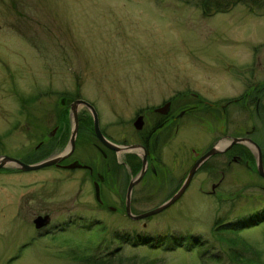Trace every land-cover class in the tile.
<instances>
[{
    "label": "rangeland",
    "instance_id": "374dc122",
    "mask_svg": "<svg viewBox=\"0 0 264 264\" xmlns=\"http://www.w3.org/2000/svg\"><path fill=\"white\" fill-rule=\"evenodd\" d=\"M191 2L0 0V151L32 149L44 130L68 112V120L61 119L67 130L71 114L67 106L59 112L65 109L59 100L89 102L100 127L121 139L132 138L131 114L141 105L182 91L195 92L199 99L227 100L239 95L246 82L249 90L252 83H263L264 15L254 16L235 3L227 12L203 17ZM252 109L243 119L248 130L258 127ZM16 122L22 126L14 127ZM201 123L190 125L184 137L171 138L161 149L162 163L175 179L183 153L189 165L220 137ZM262 130L250 136L261 153ZM82 141L77 140L73 156L86 162L84 155L95 150L91 141ZM58 146L59 151L65 149L66 140ZM244 149L250 155H239L255 168L257 154L251 146ZM223 160L220 156L208 161L217 166ZM241 165L231 163L214 188L211 182L219 176L198 171L176 201L140 220L123 212L124 184L121 200H108L104 194V206L114 210L99 207L83 169L0 173V264H83L80 256H108L111 261L103 264H230L218 249L226 244L209 236L213 219L227 222L264 208V178ZM140 183L133 187V214L166 198V192L150 191L145 180ZM144 189L151 196L142 194ZM37 214H47L48 224L35 228L32 219ZM263 232L262 222L238 230L240 240L257 244L264 260ZM141 234L148 237L144 244L136 239ZM198 234L207 244L205 253L204 246L197 251L192 243L174 246L173 241Z\"/></svg>",
    "mask_w": 264,
    "mask_h": 264
},
{
    "label": "flooded vegetation",
    "instance_id": "af4514ba",
    "mask_svg": "<svg viewBox=\"0 0 264 264\" xmlns=\"http://www.w3.org/2000/svg\"><path fill=\"white\" fill-rule=\"evenodd\" d=\"M250 88L251 90H249L246 82L245 89L242 90L239 95L230 97L227 100L199 99L195 92L182 91L178 92L174 98L170 97L165 100H160L153 105H141V107L137 108L133 114H131L132 118L129 127V132L132 136V138L130 137L131 139L124 137L121 139L112 138L100 127L98 121L99 131L103 138L108 144L117 147V150L98 141L92 129V114L86 107L80 106L83 109H78L77 113V128L74 135L73 150L67 157L58 161L57 164L48 167H53L59 170H72L74 168L68 169L64 166L73 161L85 165L86 167L76 168L85 171L87 176L91 179L92 187L95 182L98 184L97 201L99 202L95 201L100 207L104 206L106 198H109L108 200H121L122 189L120 186L124 184V191L122 194L124 199V212L127 185L131 179H134L141 169L143 152L144 171L140 179L131 186L129 206L132 203L133 187L136 184H141L140 182L144 180L150 184V191L155 188L153 191L157 192V190H160V194L166 192V198L164 199L166 200L184 182L189 168L198 157L191 161L189 165L187 164L185 166L186 159L182 149L180 152L183 153V164L181 163V168L179 170L180 175L178 174L179 177L175 179L174 175L171 174V170L167 169L164 163H162L161 157L163 151L161 149L168 144L171 138L177 136L184 137L182 134L190 125L197 124L202 126L201 122H203L204 127L208 128V125V129L215 134L216 132H219L218 135L220 137H214L211 144L201 154H204L212 147L218 149V152L205 158L202 163H200L191 176L186 188L191 185L194 176L201 170L207 172L210 177L212 174H217V176H219L215 182H211L214 188L223 180L225 174L230 170L231 163L242 164L247 170L252 167L246 157L239 155L243 154V152L246 153V150L244 149L246 145L240 142L231 143L233 138H247L255 142L254 138H251L250 136L255 130H260L261 127L263 129L262 132L264 133V82L261 84L254 82L251 84ZM72 101L74 100H71V102ZM59 103L65 108L67 106L69 109L70 103L67 104L65 100H59ZM250 106L253 108L254 118L258 122V127L255 128V125H251L248 130L243 123V119L248 117ZM66 118H68V112ZM97 118L99 120L98 115ZM234 118H238V120L235 121ZM81 122L82 127H80ZM16 124H14V127H18V125L20 127L22 126L18 122H16ZM70 130L71 124L66 130V122L63 125L60 121L56 120L50 128L44 130L40 138L33 144L32 149L26 151L23 150L21 153H12L8 150L3 152L2 149L0 151V158L6 156L22 163L29 164L39 159L55 155L60 152L57 150L59 149L57 143L61 141L63 133H66L65 140L67 143ZM6 134H9V132H6ZM79 138L85 143L91 141L90 146L95 150L94 154L86 153L84 155L86 159H89L86 162H82L73 156ZM85 143L82 144V147ZM132 144L139 147L141 151L136 154L135 148L130 150L126 148L127 145ZM179 146L180 148H183V145ZM19 149L21 148H18L17 150L19 151ZM234 152L237 154H234ZM43 153L45 154L42 156ZM220 156L225 159V161L223 160L224 163L221 165L216 166V164L213 165L208 161ZM23 172L29 171L20 170L16 163L9 159H5L2 166H0V173H10L11 175H14ZM145 177L146 179H144ZM104 194L110 196H106L105 198ZM142 194L151 196V192L148 193L145 189ZM104 207L108 210L115 209L110 205ZM142 224L144 225V223Z\"/></svg>",
    "mask_w": 264,
    "mask_h": 264
},
{
    "label": "trees",
    "instance_id": "16d2710c",
    "mask_svg": "<svg viewBox=\"0 0 264 264\" xmlns=\"http://www.w3.org/2000/svg\"><path fill=\"white\" fill-rule=\"evenodd\" d=\"M182 2H186V3L191 2V4L193 3V5L199 8L200 13L203 17L211 16L214 13L227 12L234 7L235 3L243 4L247 12L254 16L264 15V0H182ZM19 100H22L20 96H19ZM65 110L66 108L65 109L63 107L59 108L60 113L65 112ZM61 119L63 121H66L67 118L63 116L61 117ZM62 124L64 125L65 122H62ZM63 140H65V133H63L61 141L58 142L57 145L61 144ZM44 154L45 153H43L42 156ZM246 154L250 155L248 151H246ZM252 170H254V168H252ZM261 222L264 224V208L237 214L227 222H222L221 218L216 217L212 221L213 226L209 231L210 232L209 236H211L214 241L216 239L219 244L222 243L221 245L226 244L225 248H218V249L221 251V253L223 252L226 255L230 264H264V260L260 258L261 251L258 248L257 244H252L245 240H240L243 238L238 234L239 229L241 230L247 229ZM200 237H202L200 234H198L197 236L194 235L193 237L186 236L184 238L173 241V243L175 247L179 246L182 243H192L196 247L197 251H200V249L204 246V253H205L207 251L206 250L207 244L205 240H201ZM136 239L140 244H144L148 241V237L146 234H141L139 237L136 236ZM262 240L264 241V232H263ZM161 241L164 242L165 238H163ZM211 255L214 257V259H216L215 257L217 256H215V254L211 253ZM107 257L108 256H101L100 258L98 257L91 259V257L86 258L80 256L78 258L80 261L83 262V264L86 263L103 264L106 263L107 261L108 262L111 261V259L107 260ZM210 259L212 258L210 257ZM220 260H222V258L217 259V261Z\"/></svg>",
    "mask_w": 264,
    "mask_h": 264
},
{
    "label": "water",
    "instance_id": "95a60500",
    "mask_svg": "<svg viewBox=\"0 0 264 264\" xmlns=\"http://www.w3.org/2000/svg\"><path fill=\"white\" fill-rule=\"evenodd\" d=\"M79 105H84L86 106L91 114H92V129H93V133L95 135V137L98 139V141H100L101 143L105 144L108 147H111L113 149H118L115 146H112L110 144H108L105 139L103 138L102 134L99 131L98 128V122H97V116L96 113L93 109V107L88 104L87 102H85L82 99H74V101H72L69 105V110L71 113V122H72V128H71V132L69 134V138H68V142H67V147L65 149H63L62 151H60L59 153L44 158L42 160H39L35 163L32 164H26V163H22L18 160H14L11 158H8L6 156L1 157L0 158V166H2L3 162L5 161V159H9L10 161H13L14 163H16V165L19 167L20 170L22 171H29V170H36L42 167H46L49 165H54L57 164L58 161L64 159L65 157H67L71 151L74 148V135L76 132V128H77V108ZM139 126V125H138ZM137 126V127H138ZM234 142H246L248 145H251L252 147L255 148L256 150V154H257V159H256V172L260 177L264 178V169L262 167V163H261V158H260V149L258 147V145L253 142L250 139L247 138H233L231 143ZM136 145L132 144V145H127L126 148L130 149V148H135ZM218 152V149H216L215 147L210 148L207 152H205L204 154H202L201 156H199L196 161L192 164V166L189 168L187 175L185 176L184 182L179 186V188L175 191V193H173L170 197H168L164 202H162L161 204H159L158 206L147 210L145 212L139 213V214H131L130 210H129V197H130V189L131 186L138 181L139 177L142 175L143 171H144V156H142V166L141 169L139 171V175L137 176V179L134 181H130L128 186H127V190H126V199H125V213L126 215L131 218V219H139V218H143V217H147L149 215L155 214L159 211H161L162 209L166 208L167 206H169L171 203H173L177 198H179V196L183 193V191L185 190V188L188 185V182L190 181L191 176L193 175V173L195 172L196 168L200 165V163L207 158L208 156L214 154ZM65 168H74V167H86L85 165L82 164H78L77 161H73L71 163H69L68 165L64 166ZM211 188H213V185L211 186ZM94 193L95 196H97V185L96 183H94ZM48 221V217L46 215L44 216H36L33 219V224L34 226L37 228L41 225H44L45 223H47Z\"/></svg>",
    "mask_w": 264,
    "mask_h": 264
}]
</instances>
